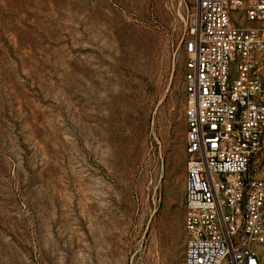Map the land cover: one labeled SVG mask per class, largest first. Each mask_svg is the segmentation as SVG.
<instances>
[{"label":"rangeland","instance_id":"374dc122","mask_svg":"<svg viewBox=\"0 0 264 264\" xmlns=\"http://www.w3.org/2000/svg\"><path fill=\"white\" fill-rule=\"evenodd\" d=\"M192 5L0 0V264H184Z\"/></svg>","mask_w":264,"mask_h":264},{"label":"built area","instance_id":"2783aa9c","mask_svg":"<svg viewBox=\"0 0 264 264\" xmlns=\"http://www.w3.org/2000/svg\"><path fill=\"white\" fill-rule=\"evenodd\" d=\"M184 264H264V0H192Z\"/></svg>","mask_w":264,"mask_h":264}]
</instances>
